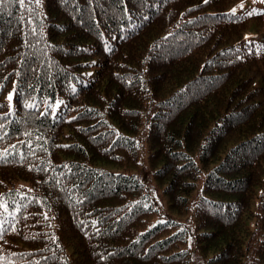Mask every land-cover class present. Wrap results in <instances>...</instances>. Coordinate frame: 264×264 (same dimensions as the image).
Listing matches in <instances>:
<instances>
[{
    "label": "trees",
    "instance_id": "1",
    "mask_svg": "<svg viewBox=\"0 0 264 264\" xmlns=\"http://www.w3.org/2000/svg\"><path fill=\"white\" fill-rule=\"evenodd\" d=\"M248 1L2 0L0 264H191L185 219L204 264H264Z\"/></svg>",
    "mask_w": 264,
    "mask_h": 264
},
{
    "label": "rangeland",
    "instance_id": "2",
    "mask_svg": "<svg viewBox=\"0 0 264 264\" xmlns=\"http://www.w3.org/2000/svg\"><path fill=\"white\" fill-rule=\"evenodd\" d=\"M36 3L40 4L43 0H34ZM248 6H247V10H249L251 7L255 6H262L264 4V0H249L248 1ZM91 75V73L89 74ZM5 100H7L8 102H10V100H8V97L5 98ZM61 105V101H58L56 103L55 106L52 107L53 112L56 111ZM140 160L142 162V166H143V162H144V154L141 153L140 154ZM104 168L106 170H109L111 172H121L120 169H115L113 167L110 166H104ZM141 184L150 192L151 196H152V201H153V206L158 210V214L152 219L151 223H156L158 221H164L165 219L171 217V218H175L178 219L177 216H175L174 214L168 212L166 210V202L165 199L163 197V194L160 190V188H158L154 182L152 181V179H150V175L148 173L145 172V169L143 171V174L140 176L139 178ZM185 227L188 230V240H187V246L189 248V250L191 251V264H204L202 261V258L200 257L199 253L197 252V248H196V243H195V238H194V234L192 233V228H193V222L185 219Z\"/></svg>",
    "mask_w": 264,
    "mask_h": 264
},
{
    "label": "snow or ice",
    "instance_id": "3",
    "mask_svg": "<svg viewBox=\"0 0 264 264\" xmlns=\"http://www.w3.org/2000/svg\"><path fill=\"white\" fill-rule=\"evenodd\" d=\"M20 2L23 3V0H20ZM205 2H206V0H205ZM0 3H2V0H0ZM12 96H13V94L11 92H9V94H8V100H11L12 99Z\"/></svg>",
    "mask_w": 264,
    "mask_h": 264
}]
</instances>
